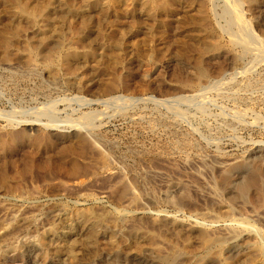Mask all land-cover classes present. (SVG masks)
Returning a JSON list of instances; mask_svg holds the SVG:
<instances>
[{"label": "rangeland", "instance_id": "374dc122", "mask_svg": "<svg viewBox=\"0 0 264 264\" xmlns=\"http://www.w3.org/2000/svg\"><path fill=\"white\" fill-rule=\"evenodd\" d=\"M261 175L264 0H0V264H264Z\"/></svg>", "mask_w": 264, "mask_h": 264}, {"label": "bare ground", "instance_id": "6f19581e", "mask_svg": "<svg viewBox=\"0 0 264 264\" xmlns=\"http://www.w3.org/2000/svg\"><path fill=\"white\" fill-rule=\"evenodd\" d=\"M161 1V0H160ZM30 12V11H29ZM258 176V175H257ZM261 176H264V175H261ZM256 176H252L251 174H249L245 180L240 184L239 186V191L240 193H244L248 190V188L252 185V183L255 181L256 182ZM262 179V178H261ZM258 181V180H257ZM257 183V182H256ZM254 184V183H253ZM264 186V185H263ZM238 191V192H239ZM85 218V217H84ZM102 218V217H101ZM24 226V225H23ZM7 236V235H6ZM15 258H16V255H15ZM11 262V260H10ZM15 262V261H14Z\"/></svg>", "mask_w": 264, "mask_h": 264}]
</instances>
